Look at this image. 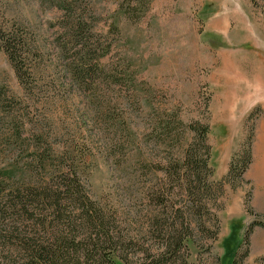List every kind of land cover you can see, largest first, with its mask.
<instances>
[{"label": "rangeland", "instance_id": "1", "mask_svg": "<svg viewBox=\"0 0 264 264\" xmlns=\"http://www.w3.org/2000/svg\"><path fill=\"white\" fill-rule=\"evenodd\" d=\"M72 16L110 45L80 82L73 52L61 49ZM0 25L37 39L41 78L37 95L25 93L0 50V159L18 149V139L7 143V113L21 112L20 137L43 126L56 146H78L84 191L110 215L129 263L219 264L222 255L227 264L248 225L264 219V0H0ZM168 117L177 130L166 133L158 122ZM194 121L209 125L211 153L206 186L192 193L163 172ZM247 147L243 176L227 177ZM171 224L190 238L163 253ZM263 255L264 226L254 224L237 264H264Z\"/></svg>", "mask_w": 264, "mask_h": 264}, {"label": "trees", "instance_id": "2", "mask_svg": "<svg viewBox=\"0 0 264 264\" xmlns=\"http://www.w3.org/2000/svg\"><path fill=\"white\" fill-rule=\"evenodd\" d=\"M61 7L64 12L68 11L67 5ZM65 22L62 26L68 44L61 46V49L68 48L73 52L76 63L71 66V77L76 82L85 81L97 73L96 61L108 52L110 45L100 36L91 34L90 28L80 18L72 16L67 24ZM15 27L3 28L0 25V50L5 54L23 91L34 96L40 90L38 82L41 78L33 55L39 52L40 45L25 29ZM7 119L11 123L8 145L9 138L13 141L18 139L19 142L18 149H11L7 157L0 159V264H165L162 257L148 260L146 256L147 261L136 263H129L122 257L120 236L108 225L110 215L84 191L83 180L88 173L79 165L85 163V157L78 151V146L72 145L71 141L56 146L48 139V131L42 129L43 126L32 130L31 138L24 139L20 137L25 124L21 112L7 113ZM169 119H159L160 131L169 133L177 130ZM181 125L185 126L182 121ZM187 126L194 131V137L186 142L176 140L173 154L178 159L173 158L174 163H171L172 158L166 159L163 173L166 177L173 176V181L181 185L183 182L194 193V188L199 190L206 186L201 173L209 167L207 159L211 146L206 142L209 125L194 121L188 122ZM177 144L181 147L178 148ZM19 149H23L26 155L18 157ZM250 156L248 147L243 159L233 156L227 177L241 178ZM209 224L213 237L217 238V226L215 223ZM254 224L264 226V219L248 225L232 248L227 264L238 263V251L247 242ZM175 226L171 224L168 230L170 234H167L169 238L165 241L163 253L170 247H174L176 253L181 247L179 238L183 243L190 238L184 236L182 240ZM82 227L87 231H77ZM207 228L210 229L209 226ZM218 261L223 264L222 255Z\"/></svg>", "mask_w": 264, "mask_h": 264}]
</instances>
